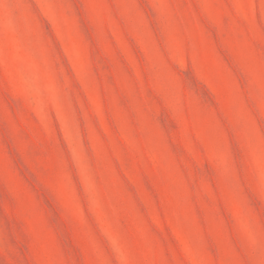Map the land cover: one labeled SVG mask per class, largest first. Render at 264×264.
<instances>
[{
	"label": "rangeland",
	"instance_id": "1",
	"mask_svg": "<svg viewBox=\"0 0 264 264\" xmlns=\"http://www.w3.org/2000/svg\"><path fill=\"white\" fill-rule=\"evenodd\" d=\"M0 264H264V0H0Z\"/></svg>",
	"mask_w": 264,
	"mask_h": 264
}]
</instances>
